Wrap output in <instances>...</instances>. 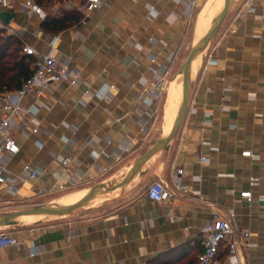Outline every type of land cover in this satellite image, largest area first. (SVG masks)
<instances>
[{
  "label": "crops",
  "instance_id": "crops-1",
  "mask_svg": "<svg viewBox=\"0 0 264 264\" xmlns=\"http://www.w3.org/2000/svg\"><path fill=\"white\" fill-rule=\"evenodd\" d=\"M251 1L247 12L246 0H232L221 29L191 66L188 111L167 147L121 189L96 193L78 217L55 219L59 227L0 250V264H193L201 253L200 229L215 217L228 220L230 212L233 226L248 230L256 245L239 248L238 261L264 264V0ZM220 7L223 0H104L57 34L44 33L42 20L0 9L12 16L6 27L13 34L7 35L67 62L79 78L76 87L62 81L45 97L24 101L39 131L29 134L30 125L16 123L12 134L20 152L0 158V165L9 178L22 179L25 167L39 176L21 180L13 197L51 205L59 194L77 191L69 195L81 193L80 201L95 185L122 183L177 115L180 59ZM230 28L236 32L227 34ZM165 70L163 105L157 112L149 102L136 105ZM66 157L73 162L64 168ZM84 181L91 183L48 193ZM153 181L169 188L179 181L188 194L176 193L171 204L151 202L144 191ZM244 191L251 199L239 197ZM9 196L0 188V210ZM228 246L222 244L220 258Z\"/></svg>",
  "mask_w": 264,
  "mask_h": 264
},
{
  "label": "built area",
  "instance_id": "built-area-1",
  "mask_svg": "<svg viewBox=\"0 0 264 264\" xmlns=\"http://www.w3.org/2000/svg\"><path fill=\"white\" fill-rule=\"evenodd\" d=\"M81 12L88 15L90 12L97 10L102 6L104 0H83ZM244 7L247 12L253 8L251 0H246ZM0 9L13 13L20 11L28 17L43 20L45 17L43 6L37 0H0ZM189 16V12L187 11ZM0 29L13 34L7 30L0 22ZM236 29L230 28L227 34H234ZM53 45L51 44V47ZM22 53L33 60V73L22 83L21 87L14 91H0V158H10L16 156L19 152V145L12 134V129L18 122L30 125L29 134H37L40 123L35 118L31 108L24 105L28 98L40 99L45 94L51 84L66 81L71 87H76L79 81L78 74L69 69L67 62L57 60L51 54H41L35 48L22 45ZM168 70L158 75L154 81L147 85L135 100L136 105H142L149 102L158 111L164 103V96L168 86ZM29 116V119L26 117ZM243 156L251 157L250 152H244ZM200 161L205 163L206 157H200ZM73 162V158H64L61 161L62 167H68ZM39 174L29 171L28 167L24 168L22 179L9 178L3 166L0 165V188L8 193H15L18 183L21 180L35 181ZM91 181L74 183L71 186L52 187L48 193L62 192L74 187L89 186ZM176 193L182 195L188 194V189L181 185L179 181H174L172 188L165 186L162 182L153 181L145 189L144 195L147 200L154 203L171 204L176 199ZM241 199H251V193L244 191L239 193ZM264 204V197L262 198ZM234 213H229V219L215 217L206 223L199 231L201 253L197 256L193 264H240L237 257L239 248H253L256 245L249 240V232L246 229H238L233 226L231 220ZM68 225H70L68 223ZM59 227V224L38 226L20 232L12 233L0 229V250L8 247H15L21 243L30 242L31 239L39 232L49 231ZM229 241L228 252L222 259L219 251L223 243Z\"/></svg>",
  "mask_w": 264,
  "mask_h": 264
},
{
  "label": "water",
  "instance_id": "water-1",
  "mask_svg": "<svg viewBox=\"0 0 264 264\" xmlns=\"http://www.w3.org/2000/svg\"><path fill=\"white\" fill-rule=\"evenodd\" d=\"M231 2L232 0H223V7L220 13L213 21L209 31L195 46L191 48L181 67L180 74L182 76V101L170 133L167 137H164L163 139L155 143L139 158L137 163L132 167V169L129 171L128 175L126 176L124 181H122V183L114 187H107L104 184L95 185L89 189L88 194L85 197H83L77 203L68 207L52 208L45 205H38L20 211L8 213L0 217V229L13 225L16 219L23 216H44L46 219H58L68 217L75 210L83 208L88 203H90L96 193L100 191H104L106 193L113 192L127 185L146 162H148L158 152L164 150L179 132L188 111V101L190 95V68L192 62L208 47V45L212 42L216 34L221 29L223 22L229 12ZM11 18L12 16L8 13H0V22L5 27L8 25Z\"/></svg>",
  "mask_w": 264,
  "mask_h": 264
},
{
  "label": "trees",
  "instance_id": "trees-1",
  "mask_svg": "<svg viewBox=\"0 0 264 264\" xmlns=\"http://www.w3.org/2000/svg\"><path fill=\"white\" fill-rule=\"evenodd\" d=\"M70 1L72 0H37L40 5L47 8L62 6ZM82 20L83 15L79 9L62 7L45 15L40 28L46 34H57L77 25ZM22 45L16 36L7 35L0 30V91L19 89L33 73V60L22 53ZM176 250L178 248L172 252Z\"/></svg>",
  "mask_w": 264,
  "mask_h": 264
},
{
  "label": "rangeland",
  "instance_id": "rangeland-1",
  "mask_svg": "<svg viewBox=\"0 0 264 264\" xmlns=\"http://www.w3.org/2000/svg\"><path fill=\"white\" fill-rule=\"evenodd\" d=\"M83 3H84L83 0H72L70 2L62 4V6L56 5V6L52 7V8H47V7L43 6V9H44V13L45 14L53 13V12L57 11L58 9H60L62 7L66 8V9L72 8V9L81 10ZM0 30L2 32H4L5 34H7L6 30H4V29H0ZM186 56L187 55H185V54L182 55V57L180 59V62H179L180 68H181V66L184 63V61L186 59ZM179 75H181V74L179 73ZM180 80L182 82V76H181ZM76 192L77 191H74V192H71V193H66V194L56 195L52 199V202L55 203L60 198H62L64 196H68L69 194H73V193H76ZM67 203L68 202H66V204H63L64 206L62 205L61 207H68V206L72 205V203H69V205ZM38 205H42L40 203V201H32V200H24V201H22V200H18V199L13 197V193H10V196H9L8 200L6 202H4V204L2 205L3 208L0 210V217L6 215L8 213H11V212L20 211V210H23V209H26V208H31V207L38 206ZM45 206L54 207L55 205L54 204H51V205L47 204ZM89 206H91V204H89V205L87 204L83 208L75 210L68 217L58 218V220L59 221H63L64 219L78 217L79 215H81V213H83L85 207H89ZM58 220L55 221V219H50V218L38 219L36 222L29 223V224H23L20 221H17V222L15 221V223L13 225L8 226L6 228H3L2 230L7 231V232L16 233V232H20L22 230H27V229L35 228V227H38V226H43L45 224H51L53 222H57Z\"/></svg>",
  "mask_w": 264,
  "mask_h": 264
},
{
  "label": "bare ground",
  "instance_id": "bare-ground-1",
  "mask_svg": "<svg viewBox=\"0 0 264 264\" xmlns=\"http://www.w3.org/2000/svg\"><path fill=\"white\" fill-rule=\"evenodd\" d=\"M221 9H222V7H220V8L217 9V11H216L215 14H214V17H217V15L220 13ZM201 17H202V16H200L199 19H200ZM198 22H199V20H198ZM209 28H210V27H208V28H207L206 30H204V31H201L200 34L198 35V32L201 30V27L198 25V26H197V30H196V35H198V36H196L195 41H196V42L200 41V40H201V39L207 34V32L209 31ZM201 55H202V53L198 56V58H197L196 60H194V61L192 62V65H191V66L196 65V63H197V61L200 59ZM178 79H179V77L176 78V80H178ZM174 82H175V81H174ZM173 84H175V83H173ZM180 105H181V102H180ZM179 108H180V106H179ZM176 116H177V115H176ZM176 116L170 121V125H169V128H168V131L165 133L164 137H167L168 134L170 133V131H171L172 127H173L174 121H175V119H176ZM116 193H117V192H115L114 194H111V195H109V196H107V197H103V198H100V199H96V203H97V202L99 203V202L106 201L107 199H109V198H111L112 196H114ZM82 196H83V195H82L81 193H79V194H75V195L64 196V197L60 198L59 200H57L55 203H53L55 206L52 207V208H57V205H58L59 203H63V202L77 203V202H78V198H80V197H82ZM96 196H97V195L95 194V196H94L93 198H95ZM60 208H64V207H60ZM26 218H30V219H31V220H30L31 222H29V223H33V222L37 221L38 219H46L44 216H23V217H20V218L16 219L15 221H16V222H17V221H20L21 223L28 224L27 221H29V220H27Z\"/></svg>",
  "mask_w": 264,
  "mask_h": 264
}]
</instances>
